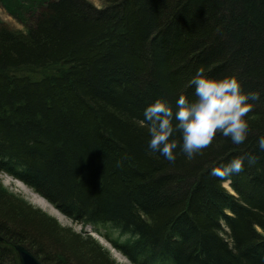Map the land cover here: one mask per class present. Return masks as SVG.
I'll return each mask as SVG.
<instances>
[{
    "label": "trees",
    "instance_id": "trees-1",
    "mask_svg": "<svg viewBox=\"0 0 264 264\" xmlns=\"http://www.w3.org/2000/svg\"><path fill=\"white\" fill-rule=\"evenodd\" d=\"M104 2L42 0L26 30L0 26V172L82 229L128 234L110 242L131 264H264V0ZM5 6L19 20L31 11ZM201 66L261 93L249 101L250 134L236 145L217 133L193 159L177 149L169 162L148 148L143 112L157 99H195ZM245 155L256 163L211 175ZM0 236V264H19L16 245L42 264H118L86 231L1 184Z\"/></svg>",
    "mask_w": 264,
    "mask_h": 264
},
{
    "label": "clouds",
    "instance_id": "clouds-1",
    "mask_svg": "<svg viewBox=\"0 0 264 264\" xmlns=\"http://www.w3.org/2000/svg\"><path fill=\"white\" fill-rule=\"evenodd\" d=\"M189 83L195 87V99L181 95L175 108L166 100L157 99L145 108L140 123L141 126L148 125V148L160 153L167 161L175 162L177 149L191 160L212 143L217 133L230 138L233 144H244L250 134L246 117L253 105L249 101H259L261 93L244 92L235 75L209 77L203 66L197 69ZM257 144L264 151V135L258 138ZM245 161L249 166L254 165L256 157L233 158L225 165L213 168L211 175L228 179L244 170Z\"/></svg>",
    "mask_w": 264,
    "mask_h": 264
},
{
    "label": "rangeland",
    "instance_id": "rangeland-1",
    "mask_svg": "<svg viewBox=\"0 0 264 264\" xmlns=\"http://www.w3.org/2000/svg\"><path fill=\"white\" fill-rule=\"evenodd\" d=\"M18 1L22 4V6L28 7L30 5L31 11H26L23 9L20 10L21 15H22V19L19 20L17 17L13 16L11 14V10L5 6L6 0H0V26L6 25L10 29L17 30V31L18 30L24 31V30H26L27 26L30 24L31 20L33 19V16L37 13L39 7L41 8V6L43 5V3H41L42 0H39L37 3L31 2L32 0H18ZM46 1L47 0H44V2H46ZM86 1L88 3H90L91 5H93L94 7L99 8V9H101L105 4L104 0H86ZM38 4H40V5H38ZM16 13H19V12H16ZM0 183L2 184L3 188H6L7 190H9L11 193H13L15 196H17L21 200L25 201L28 204H31L35 208L46 213L48 216L56 219L63 227L71 228L75 232H78V233L86 231L88 235L94 237L105 249H107L111 253V255L113 256V259H115V261L118 264H131L120 253H119L120 254L119 259L114 256V253L110 250L111 244L105 237L98 235L97 232L92 230V228L87 227L86 229H82L80 227V225L75 224L72 220L68 219L65 215H63L55 206H53L45 198L44 199L46 200V202L51 207H53L57 212H59L61 214L62 217L60 220L58 218H56L55 216L51 215L49 212H46L45 210L41 209L38 205L34 204L32 201V198H33L32 194L33 193L35 194V192L31 188H28L26 186V188H28L30 190L29 192L26 193L23 191V188L21 186H19V184H16V182L14 180H12V178H10L9 176L3 175V174H0ZM226 188L229 192H232L229 185L226 186ZM232 194H234V193L232 192ZM114 237H117V234H115Z\"/></svg>",
    "mask_w": 264,
    "mask_h": 264
},
{
    "label": "bare ground",
    "instance_id": "bare-ground-1",
    "mask_svg": "<svg viewBox=\"0 0 264 264\" xmlns=\"http://www.w3.org/2000/svg\"><path fill=\"white\" fill-rule=\"evenodd\" d=\"M0 174L6 175V176H9L10 178H12V180H14L16 182V184H19V186H21L23 188L24 192L27 193V192L30 191L28 189V188H30L28 185H26L23 181H21L20 179L14 177L13 175H11V174H9L7 172H3V171L0 172ZM26 186L28 188H26ZM4 191H6L7 193H9L11 195H14L13 193H11L6 188H4ZM32 196H33L32 201H33L34 204L38 205L41 209L45 210L46 212H49L51 215L55 216L59 220L61 219V217H62L61 214L59 212H57L53 207H51L46 202V200L44 198L39 196V194H37V193L34 194L33 193ZM88 227L92 228V230L97 232L98 235L105 237L107 240H109L111 242H114V244H116L117 246L123 245L124 241L126 240V238H129L128 234H125L122 231H120L119 229H115V228L110 227V226H108V227L99 226V227L96 228V227H94L92 225H89ZM115 234H117V237H114ZM111 242H110V244H111L110 245V250L114 253V256L119 259L120 258V254H119L120 251L116 247H114ZM166 250H167V248H166Z\"/></svg>",
    "mask_w": 264,
    "mask_h": 264
},
{
    "label": "water",
    "instance_id": "water-1",
    "mask_svg": "<svg viewBox=\"0 0 264 264\" xmlns=\"http://www.w3.org/2000/svg\"><path fill=\"white\" fill-rule=\"evenodd\" d=\"M3 239L0 237V243ZM16 251L20 264H42L30 251L22 246H17Z\"/></svg>",
    "mask_w": 264,
    "mask_h": 264
}]
</instances>
